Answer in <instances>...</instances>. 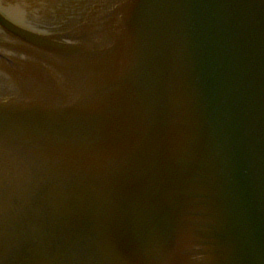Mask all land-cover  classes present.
<instances>
[{
    "label": "water",
    "instance_id": "1",
    "mask_svg": "<svg viewBox=\"0 0 264 264\" xmlns=\"http://www.w3.org/2000/svg\"><path fill=\"white\" fill-rule=\"evenodd\" d=\"M27 1L59 9L0 11V264H264V0Z\"/></svg>",
    "mask_w": 264,
    "mask_h": 264
}]
</instances>
